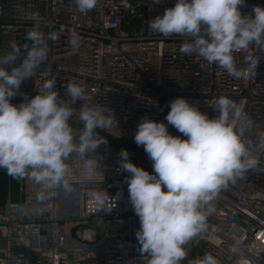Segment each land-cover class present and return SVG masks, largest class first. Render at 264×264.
<instances>
[{"label": "built area", "instance_id": "2783aa9c", "mask_svg": "<svg viewBox=\"0 0 264 264\" xmlns=\"http://www.w3.org/2000/svg\"><path fill=\"white\" fill-rule=\"evenodd\" d=\"M130 3L126 9L121 0H98L97 7L84 15L74 0H0V55L10 51L12 42L30 43L25 35L35 23L30 19L33 13L39 14L46 37L57 34L55 40H47L49 58L41 65L40 77L24 80L11 103H21L23 94L34 96L45 79L55 76V88L65 100L63 85L69 81L86 88L87 99L73 106L77 113L84 104L104 105L115 118L111 128L96 130L107 144L96 151L102 173L94 180L79 174L77 160L69 178L75 188L71 196L38 202V186L26 178L20 180L19 200L0 202V264H143L135 236L139 218L129 202L128 173L119 168V153L127 150L132 163L152 173V162L134 142L137 124L144 116L167 124L170 102L178 97L209 118L216 115L211 106L218 97L243 99L244 111L253 121L244 139L254 148L264 133V52L253 49L260 58L255 76L236 78L199 56L182 55L184 38H165L149 29L148 22L173 7L175 0ZM254 6L264 7V0H246L242 14H251ZM71 29L81 37L75 49L69 42ZM245 55L234 54L239 67L247 66ZM72 124L77 133L83 127L75 115ZM168 131L182 136L171 125ZM92 190L108 193L103 209L90 202ZM214 203L208 231L186 246L188 255L181 264L206 252L220 264H264V172L250 171Z\"/></svg>", "mask_w": 264, "mask_h": 264}, {"label": "clouds", "instance_id": "9594fccd", "mask_svg": "<svg viewBox=\"0 0 264 264\" xmlns=\"http://www.w3.org/2000/svg\"><path fill=\"white\" fill-rule=\"evenodd\" d=\"M160 3L151 0V5ZM74 4L86 15L98 0H74ZM121 5L132 7L130 0H121ZM245 5L246 0H175L148 27L165 38H184L179 47L182 55L199 56L246 80L256 75L260 62L253 49L264 52V7L254 6L251 14H242ZM30 19L35 22L25 35L30 43L12 42L10 51L0 55V169L13 179H30L38 186L37 201L43 202L74 193L69 179L76 171L74 161L81 162L78 171L85 180L102 173L96 151L107 140L96 130L111 128L115 118L104 105L84 104L77 113L73 106L87 99L86 88L69 81L63 85L65 100L55 88V76L45 79L34 96L23 94L21 103H11L24 80L40 77L41 65L49 58L47 40L57 37L55 32L46 37L40 30L39 14L33 13ZM69 35L71 46L78 48L80 35L75 29ZM235 53L246 54V67L238 66ZM244 105L243 99L237 102L220 96L211 106L216 115L209 118L195 104L178 97L170 102L167 124L147 116L138 122L134 142L143 147L153 172L132 163L124 149L118 163L128 173L125 181L139 218L135 236L143 264H181L188 255L186 246L208 231V218L216 212L214 202L220 193L250 171L264 172V133L254 148L246 142L245 132L253 121ZM74 115L83 126L78 133L72 124ZM168 125L182 136L170 134ZM88 195L97 209L109 203L108 193L92 190ZM190 264L220 262L206 252Z\"/></svg>", "mask_w": 264, "mask_h": 264}, {"label": "rangeland", "instance_id": "374dc122", "mask_svg": "<svg viewBox=\"0 0 264 264\" xmlns=\"http://www.w3.org/2000/svg\"><path fill=\"white\" fill-rule=\"evenodd\" d=\"M4 180L7 183H4ZM19 187L20 180L13 179L6 174V170L0 169V202L6 200L8 197L12 200H19ZM2 191L5 196H2Z\"/></svg>", "mask_w": 264, "mask_h": 264}, {"label": "crops", "instance_id": "0c3cea01", "mask_svg": "<svg viewBox=\"0 0 264 264\" xmlns=\"http://www.w3.org/2000/svg\"><path fill=\"white\" fill-rule=\"evenodd\" d=\"M7 174V173H6ZM8 175V174H7ZM4 183H7L6 182V180H4ZM2 196H5V194H4V192L2 191ZM9 199V197L8 198H6V200H8ZM11 199V198H10ZM6 200H4V201H2V202H5ZM14 201H17V200H14Z\"/></svg>", "mask_w": 264, "mask_h": 264}]
</instances>
